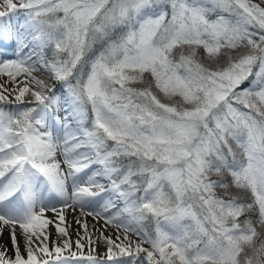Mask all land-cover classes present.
<instances>
[{"label": "snow or ice", "instance_id": "1", "mask_svg": "<svg viewBox=\"0 0 264 264\" xmlns=\"http://www.w3.org/2000/svg\"><path fill=\"white\" fill-rule=\"evenodd\" d=\"M17 12L0 264H264V0H0Z\"/></svg>", "mask_w": 264, "mask_h": 264}, {"label": "bare ground", "instance_id": "2", "mask_svg": "<svg viewBox=\"0 0 264 264\" xmlns=\"http://www.w3.org/2000/svg\"><path fill=\"white\" fill-rule=\"evenodd\" d=\"M4 19H7V21H5L4 24H12V25H19L20 23L18 22L17 18L12 14V15H9V16H6L4 17ZM3 48H0V52L2 51H5V50H2ZM49 83H51V81H48ZM10 86V85H9ZM58 87V86H57ZM61 115H63V113H61ZM65 215H66V221L68 224L71 225V228L69 229V235H70V238L75 241L76 238H77V235H76V232H75V228H76V224H75V220H74V216H79V212L77 211L75 214L71 211V210H66L65 212ZM46 216L48 218H54V213H52L51 211H48L46 213ZM88 223H89V226L91 228L92 224H93V221H92V218L89 217L88 218ZM97 227H99V225H97ZM50 231L52 232V237L51 239L53 241H55V229L54 227H51L50 226ZM108 234H111V229L109 230L108 233H105V235H108ZM0 244L2 245H5L8 249V254L11 255L12 254V245H11V238H10V235H9V231L7 229H4L3 230V235L2 237H0ZM20 247H21V251L23 252L24 250V243H23V240L21 239L20 240ZM88 251L87 247L84 249V251ZM99 252L102 254L103 253V246L99 249Z\"/></svg>", "mask_w": 264, "mask_h": 264}, {"label": "rangeland", "instance_id": "3", "mask_svg": "<svg viewBox=\"0 0 264 264\" xmlns=\"http://www.w3.org/2000/svg\"><path fill=\"white\" fill-rule=\"evenodd\" d=\"M14 2H15V0H14ZM13 15L17 18V20H18L19 23H22V21H23V14L22 13L17 12V13H14ZM5 21H7V19H4V18L0 19V24H4ZM0 48H3L2 50H5V51H2V53H4V56H2L0 58H10L12 56V49H11V47H0ZM59 90H60V87L58 85L57 91H59ZM54 234H55V240H57V234H56V232H54ZM85 253H87L86 250H85Z\"/></svg>", "mask_w": 264, "mask_h": 264}, {"label": "trees", "instance_id": "4", "mask_svg": "<svg viewBox=\"0 0 264 264\" xmlns=\"http://www.w3.org/2000/svg\"><path fill=\"white\" fill-rule=\"evenodd\" d=\"M243 87H247V84L243 85Z\"/></svg>", "mask_w": 264, "mask_h": 264}]
</instances>
